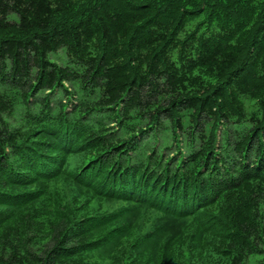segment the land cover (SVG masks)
<instances>
[{
	"label": "trees",
	"instance_id": "obj_1",
	"mask_svg": "<svg viewBox=\"0 0 264 264\" xmlns=\"http://www.w3.org/2000/svg\"><path fill=\"white\" fill-rule=\"evenodd\" d=\"M0 264H264V0H0Z\"/></svg>",
	"mask_w": 264,
	"mask_h": 264
},
{
	"label": "rangeland",
	"instance_id": "obj_2",
	"mask_svg": "<svg viewBox=\"0 0 264 264\" xmlns=\"http://www.w3.org/2000/svg\"><path fill=\"white\" fill-rule=\"evenodd\" d=\"M52 58L59 63H62L66 59V55L62 50L58 51V53L52 55Z\"/></svg>",
	"mask_w": 264,
	"mask_h": 264
}]
</instances>
